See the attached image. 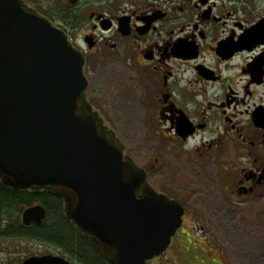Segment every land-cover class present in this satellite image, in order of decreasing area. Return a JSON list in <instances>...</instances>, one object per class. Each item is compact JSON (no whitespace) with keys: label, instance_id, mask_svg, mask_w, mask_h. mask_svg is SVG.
I'll return each mask as SVG.
<instances>
[{"label":"flooded vegetation","instance_id":"flooded-vegetation-1","mask_svg":"<svg viewBox=\"0 0 264 264\" xmlns=\"http://www.w3.org/2000/svg\"><path fill=\"white\" fill-rule=\"evenodd\" d=\"M24 1L65 25L60 24L85 58L87 99L116 132L97 94L94 104L88 94L89 67L107 65L115 90L140 109L143 142L134 150L122 142L125 154L157 193L182 206L179 230L190 217V229L202 234L193 245L215 248L203 237L209 231L202 220L212 218L215 228L214 220L227 210L264 199V0H108V12L89 11L81 38V0H67L64 7L72 13L65 17L43 14L36 2ZM65 207L48 191H16L0 178V264L45 256L77 264L66 244L42 234L68 226L81 243ZM31 208L38 211L25 219Z\"/></svg>","mask_w":264,"mask_h":264},{"label":"water","instance_id":"water-1","mask_svg":"<svg viewBox=\"0 0 264 264\" xmlns=\"http://www.w3.org/2000/svg\"><path fill=\"white\" fill-rule=\"evenodd\" d=\"M83 67L50 20L22 0H0V178L63 199L67 218L108 264H148L170 246L184 209L150 187L93 111ZM24 264L71 263L47 256Z\"/></svg>","mask_w":264,"mask_h":264},{"label":"rangeland","instance_id":"rangeland-1","mask_svg":"<svg viewBox=\"0 0 264 264\" xmlns=\"http://www.w3.org/2000/svg\"><path fill=\"white\" fill-rule=\"evenodd\" d=\"M36 3L42 11L47 9L54 15L56 5L61 3L64 6L67 0H36ZM86 4H89V8L84 11L82 9ZM110 6L108 0H81L77 12L83 24L79 26L76 34H79L80 38L83 35L82 30L89 22V11L99 9L106 13L110 10ZM59 24L65 26L62 23ZM79 42L82 43L81 40ZM88 72L92 79L88 93L92 103L95 102L94 94H97L98 101L101 102L100 109L104 112L108 125L118 132L123 143L125 142L131 150H134L133 145L139 146L143 142V136L139 132L143 130L139 107L126 104L123 91L115 90L109 80L106 64L93 63ZM95 72L98 75H94ZM239 206L242 208L241 211L230 209V211L227 210L225 216L216 218L215 228L209 225L213 223L212 218L206 217L202 220L209 231L203 237L213 242L215 248L207 244L193 245V242L197 243L202 238V234L190 229L192 220L188 217L184 231L180 229L177 232L167 252L161 259L151 261V263L149 261V264H264V199ZM198 256H201L202 262L197 261ZM211 257L217 259L211 260Z\"/></svg>","mask_w":264,"mask_h":264},{"label":"trees","instance_id":"trees-1","mask_svg":"<svg viewBox=\"0 0 264 264\" xmlns=\"http://www.w3.org/2000/svg\"><path fill=\"white\" fill-rule=\"evenodd\" d=\"M33 1L36 2V0ZM56 10L63 14V17L66 13L70 12V9L62 7L61 4H57ZM58 227L62 230L61 233L52 230H45L42 234L45 236L55 237L66 244L71 256L77 262V264H107L104 259L95 251V249H93L91 245L84 239V237H81V243L79 244L78 241L73 238L74 235L68 226Z\"/></svg>","mask_w":264,"mask_h":264}]
</instances>
